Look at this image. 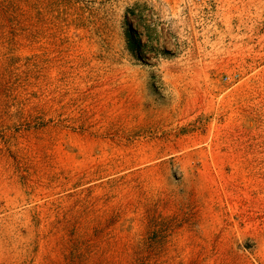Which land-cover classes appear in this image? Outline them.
I'll return each mask as SVG.
<instances>
[{
	"label": "rangeland",
	"instance_id": "1",
	"mask_svg": "<svg viewBox=\"0 0 264 264\" xmlns=\"http://www.w3.org/2000/svg\"><path fill=\"white\" fill-rule=\"evenodd\" d=\"M0 264H264V0H0Z\"/></svg>",
	"mask_w": 264,
	"mask_h": 264
}]
</instances>
